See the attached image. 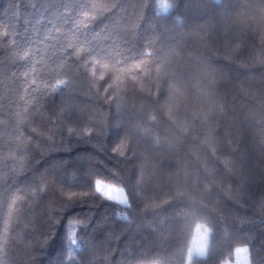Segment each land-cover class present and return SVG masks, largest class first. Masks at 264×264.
Returning <instances> with one entry per match:
<instances>
[{"label": "trees", "instance_id": "obj_1", "mask_svg": "<svg viewBox=\"0 0 264 264\" xmlns=\"http://www.w3.org/2000/svg\"><path fill=\"white\" fill-rule=\"evenodd\" d=\"M243 246L264 264V0H0V264Z\"/></svg>", "mask_w": 264, "mask_h": 264}, {"label": "snow or ice", "instance_id": "obj_2", "mask_svg": "<svg viewBox=\"0 0 264 264\" xmlns=\"http://www.w3.org/2000/svg\"><path fill=\"white\" fill-rule=\"evenodd\" d=\"M170 7H171L170 3L161 4L160 5V11L162 13H166V12L169 11ZM83 14H84L85 17H89V13L87 11H85ZM95 19H96V17H94V16L90 17V21L91 22H94ZM86 26H90V25H86ZM77 55H78V53H77ZM95 64H100V66L102 68H104V69L108 68V64H106V63L101 64L100 61H98V60L93 61V65H95ZM137 67H138V65H137ZM91 75L93 77H96L97 72H96V68L95 67L92 68ZM99 79L100 80H104L105 79L103 73H101L99 75ZM33 83H35V82H33ZM62 83H63V81H57V87L60 84H62ZM86 131L90 132V130H86ZM109 187H110L109 185H107L106 183H104L101 180H96L95 181V191L97 193H99L101 196H103L104 198H106L108 200L115 201L117 198L113 197L111 195L110 191H108ZM73 195H75V193H73ZM120 202L123 203V201H120ZM206 236H207V229H205V232L202 234V238H206ZM73 237H74V233L70 234V236H69V245L70 246H76L78 248L79 245L77 244L76 239H74ZM204 250H205V246L202 245L200 247V251L203 252ZM235 254H236L237 257H240V259L237 260V264H250V249L247 246L236 248L235 249Z\"/></svg>", "mask_w": 264, "mask_h": 264}, {"label": "rangeland", "instance_id": "obj_3", "mask_svg": "<svg viewBox=\"0 0 264 264\" xmlns=\"http://www.w3.org/2000/svg\"><path fill=\"white\" fill-rule=\"evenodd\" d=\"M107 185H109V189L108 191H110L111 195L113 197H116L119 202L123 201L122 204H125L127 202V195L125 193V191L123 190V188L104 182ZM121 203V202H120ZM205 229L202 225H199L197 230H196V235H195V239H194V245L191 248V252L196 250L198 252H200L201 254H205L206 253V242H207V236L206 238H202V234L205 232ZM204 245L205 246V250L203 252L200 251V247ZM240 259V257L235 258V260L232 262V264H237V260Z\"/></svg>", "mask_w": 264, "mask_h": 264}]
</instances>
